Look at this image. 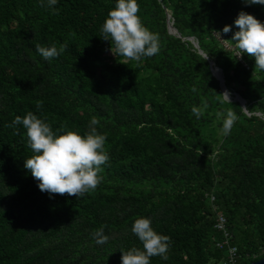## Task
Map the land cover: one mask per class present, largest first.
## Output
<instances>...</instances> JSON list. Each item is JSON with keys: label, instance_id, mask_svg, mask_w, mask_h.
Instances as JSON below:
<instances>
[{"label": "trees", "instance_id": "1", "mask_svg": "<svg viewBox=\"0 0 264 264\" xmlns=\"http://www.w3.org/2000/svg\"><path fill=\"white\" fill-rule=\"evenodd\" d=\"M137 2L160 42V52L140 62L101 38L115 0H59L55 13L39 0H0V264H121V252L143 250L132 232L142 217L171 241L168 259L151 264H221L216 213L226 218L237 264L264 258V70L215 35L241 11L264 23V6ZM167 13L178 36L167 30ZM37 45L60 55L44 60ZM209 61L221 70L230 104ZM229 110L238 119L225 137ZM29 111L54 131L81 135L99 119L110 159L94 191L50 199L37 188L23 167L33 155L26 130L10 126ZM101 227L108 241L97 245Z\"/></svg>", "mask_w": 264, "mask_h": 264}, {"label": "clouds", "instance_id": "2", "mask_svg": "<svg viewBox=\"0 0 264 264\" xmlns=\"http://www.w3.org/2000/svg\"><path fill=\"white\" fill-rule=\"evenodd\" d=\"M242 2L246 6H264V0ZM39 3L41 7L54 13L58 11L56 5L59 0H39ZM139 11L137 0H115V7L109 11L101 26V38L111 41L119 55L136 62L160 52L159 35L144 26L138 15ZM233 27L238 31L233 32L231 39H221ZM215 35L219 41L236 51V57L246 54L254 59L258 69L264 70V23L241 11L233 25H225ZM36 51L44 60L60 55V50L55 46L37 45ZM219 96L229 103L227 92ZM39 107L40 104L37 105ZM192 112L197 118L201 114L195 107ZM223 117L221 134L226 137L231 133L238 117L231 110L223 114ZM98 124L99 119L92 117L89 130L81 135L69 130L54 131L49 123L31 111L24 117L16 116L12 121L10 126H23L26 130L27 146L33 153L24 160L23 167L38 182L37 188L42 193H47L50 199L54 198L53 194H67L78 199L89 191H94L102 182L99 175L101 166L106 165L110 157L104 148L107 137L97 132L95 126ZM132 232L141 242L143 250L132 248L121 252V264H151V258L155 256L165 261L168 259L170 237L156 233L150 219L142 217L135 220ZM93 238L97 245H104L108 241L103 227L93 233Z\"/></svg>", "mask_w": 264, "mask_h": 264}, {"label": "built area", "instance_id": "3", "mask_svg": "<svg viewBox=\"0 0 264 264\" xmlns=\"http://www.w3.org/2000/svg\"><path fill=\"white\" fill-rule=\"evenodd\" d=\"M208 198L211 203H214L215 199L212 194ZM213 229L219 235L215 247L224 253L221 264H237L239 259L238 248L233 242V235L230 233L226 218L222 213H216Z\"/></svg>", "mask_w": 264, "mask_h": 264}, {"label": "water", "instance_id": "4", "mask_svg": "<svg viewBox=\"0 0 264 264\" xmlns=\"http://www.w3.org/2000/svg\"><path fill=\"white\" fill-rule=\"evenodd\" d=\"M166 19H167V30H168V32L170 34H176L178 36L176 29L172 26V22L169 21V14L168 13L166 14ZM187 40H189L192 43V45L195 49L199 50L198 43L192 37L187 38ZM199 53L202 54L200 50H199ZM202 56L205 57L204 54H202ZM209 66H210V71H211L212 76L219 83V86L222 90V94H224L225 92H227L229 94V92L226 90V88L224 86V81H223L221 70L218 69L217 67H215L211 61H209ZM229 97H231L230 94H229ZM232 98L234 101H237L241 105V107L244 109V100L242 98H240L239 95L233 94ZM245 113H246V111H245ZM250 264H264V258H262L258 261L252 262Z\"/></svg>", "mask_w": 264, "mask_h": 264}]
</instances>
